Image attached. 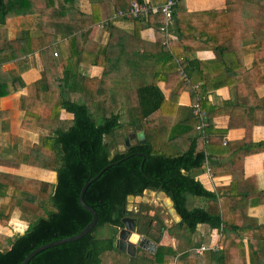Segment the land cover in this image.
<instances>
[{
	"label": "trees",
	"instance_id": "trees-1",
	"mask_svg": "<svg viewBox=\"0 0 264 264\" xmlns=\"http://www.w3.org/2000/svg\"><path fill=\"white\" fill-rule=\"evenodd\" d=\"M132 1L116 9L126 8ZM240 1L225 0L224 9L195 12L183 19L185 1L175 0L173 17L181 32L178 39L169 38L162 29V13L121 17L133 25V33L120 29L112 19L104 25L109 40L103 44L95 40V34L100 22L115 12L112 0H99L89 9L82 0H0V27L7 19L28 16L17 22L23 33L18 53L0 56V64L40 50L44 65L42 78L29 85L17 76L0 83V97L26 86L28 92L20 99V109L25 111L22 126L49 131L30 151L9 158L0 153V168L26 164L57 174L52 182L0 169V225L9 226L17 207L22 208L21 219L28 222L23 232L0 231V264H21L37 247L79 233L93 218L80 203V192L101 170L84 194L85 203L98 214L93 230L78 240L40 251L28 264H169L172 259L175 264H247L242 239L228 255L211 248L202 254L195 250L179 254L173 247L159 245L155 252L138 247L131 256L116 243L127 216L136 219L139 233L160 242L161 234L155 236L151 231L156 227L153 221L158 220L161 233L166 228L163 220L158 213L149 214L153 208L148 202L134 203L146 190L170 197L181 216L176 226L189 233H194L198 224L209 229L230 226L228 209L230 214L237 209L246 215L244 209L250 202L233 207L236 198L258 194L252 204L264 203V190L257 194L250 190L253 178L245 181V192L237 179L244 178L245 158L264 152V139L255 141L252 136L256 125L264 126V20L256 31L242 34ZM146 27L153 28L154 40L142 38ZM64 47L70 53L63 52L60 58L57 55ZM55 49L59 50L55 53ZM202 49L212 50L215 57L200 59L197 53ZM48 56L55 62L46 59ZM81 63L102 66L101 76L90 80L80 72ZM88 81L95 83L92 92ZM116 83L123 84L119 90ZM224 86L231 87V99L220 103L209 99V92ZM79 87L85 93L81 99L75 95ZM184 91L191 94L189 106L179 103ZM197 106L206 117L208 152L197 129ZM62 111L67 113L64 119ZM223 115L229 116L228 128L244 127L246 134L222 148L213 140L220 136L221 145L227 133L228 128L218 129L214 124V119ZM139 123L143 124L145 141L130 137L127 146L125 135L135 132ZM208 166L214 175L221 167L240 174L228 187L231 194H222L220 201L193 174L195 169L207 170ZM239 192L243 194L239 196ZM190 195L206 199L207 205L194 206ZM241 221L233 230L237 234L240 228L249 231L250 263L264 264V222L249 216ZM106 225L111 227L109 235L97 236Z\"/></svg>",
	"mask_w": 264,
	"mask_h": 264
},
{
	"label": "crops",
	"instance_id": "crops-1",
	"mask_svg": "<svg viewBox=\"0 0 264 264\" xmlns=\"http://www.w3.org/2000/svg\"><path fill=\"white\" fill-rule=\"evenodd\" d=\"M127 0H112V3L114 4V9L119 7H123V5L126 3ZM150 1L153 4H162V3H155L152 2V0H145ZM185 1V10L182 12L183 16L182 18H187L189 14L195 13V12H202V11H209V10H221L226 7L225 0H184ZM99 0H82V4H84L85 7L91 8L92 3H98ZM240 30L241 33L244 35L251 34L252 32L256 31L259 25V22L264 20V0H241L240 1ZM28 16H17L6 20V23L4 26L0 27V56L5 55L8 56L12 54L13 52L18 53L19 47L17 46L19 38L23 37L22 30L18 28L17 22H20L22 20H26ZM104 21V20H103ZM103 21H101V25L98 28V31L95 34V40L98 43H107L109 40V33L105 29V26L103 25ZM114 23L119 27L120 29H123L129 33H133V25L127 21V19H121V18H115ZM181 35L178 20L176 16L174 15V18L170 21L168 26V32L167 36L172 39H178ZM142 38H145L147 40H154L155 39V33L152 27H146L141 31ZM25 41L23 39L22 43ZM62 42H66V40H62ZM245 43H248V41H245ZM251 43V42H249ZM56 46V45H54ZM59 50V49H58ZM55 49V53L58 51ZM62 51V52H61ZM63 52L65 54L70 53L68 47H64V50L61 49L59 51V55H63ZM14 54V53H13ZM198 57L200 59H206L210 60L215 57L214 53L210 49H202L198 51ZM54 57H56L54 55ZM54 57L48 56L46 59L53 60ZM55 62V60H53ZM58 61V60H57ZM53 69V68H52ZM44 70V65L42 61V56L40 53V50L31 51L27 54H20L17 58L12 59L10 61H6L4 63L0 64V83H4L9 81L13 76L14 77H20L22 79V82L25 83V85H29L30 83L39 80L42 78ZM80 72L89 77L90 80L94 78H98L101 76V73L103 71V67L99 65H93L88 63H81L79 66ZM87 80V79H86ZM202 83V82H200ZM199 83V84H200ZM89 84V90L92 92V90L95 87V83H91L88 81ZM117 84V83H116ZM119 85L118 90L122 87L123 84H117ZM116 85V86H117ZM113 87V88H116ZM198 86L197 84L194 85ZM81 87V86H80ZM78 88V90L75 92L76 96H79L80 99L83 95H85L84 92H82L81 88ZM196 88V87H195ZM231 87L224 86L219 88L216 91L209 92L207 95L210 100H212L214 103H220L222 100L231 99L232 92ZM117 90V92H118ZM28 92L27 87H23L19 89L18 91L11 93L9 95L0 97V112L2 114L0 115V153L5 158L12 157L17 152L23 151L27 152L30 151L31 147L40 141V137L43 135H47L49 131L47 129H44L42 127L38 128L36 131H32L30 129H26L22 126V121L24 118L25 111L20 109V99L21 95H26ZM92 95L89 94L86 96V98L91 97ZM78 97V98H79ZM89 99V98H88ZM128 103V102H127ZM179 103L183 105H191L192 99L191 94L189 91H184L179 96ZM67 113L65 111H62V119L66 118ZM215 127L218 129H225L228 128L229 124V116L223 115L216 117L214 119ZM131 134V133H129ZM201 134V132H200ZM246 130L244 127H232L228 128L227 133L223 136L222 144L220 145V136L214 137L213 142L219 143V147H224L226 143L234 140H241L245 137ZM253 140L259 141L264 139V126L263 125H256L253 129ZM202 139V137H201ZM203 141V142H202ZM202 147L207 151L209 145V139H207L204 142V139L201 140ZM208 152V151H207ZM209 156V153H207ZM219 157H221V154H218ZM206 164V162H205ZM207 165V164H206ZM22 167L26 168L27 171H34L29 170L31 166L23 164L19 168L16 167H9L5 166L2 170L9 172L11 174H19V175H25L27 177L37 178V179H46L45 181H52L48 176L50 172L55 171H48L47 174H43L44 177H37V176H31L28 174H22L24 171ZM29 167V168H27ZM34 167V166H32ZM36 169H42L40 167H35ZM221 167V171L218 172V175H214L211 170L210 172L207 170H204L202 168L195 169L193 171V174L196 176L197 180H200L202 184L210 191H213L216 193L219 201L222 194L226 197L227 195L231 194V189H228V187L231 185L232 180L237 175H240L239 173H229ZM45 170V169H43ZM253 178L252 184L250 186L251 192L264 190V152L249 155L245 158L244 161V178L241 179L238 177L237 179L238 184L240 182L241 190L245 192L246 187H248L245 184L246 180H249ZM56 180H57V174H56ZM55 180V181H56ZM52 181V182H55ZM235 190V187L233 188ZM153 192L155 193L153 198L148 199L154 207L149 212L153 211L152 213L156 214L158 213L159 217L161 216L165 225V229L161 231V233H158L156 228L152 229V233L156 236L160 237V242H156L154 239L148 237L150 240L154 241L157 244V247L159 245L163 246H170L173 247L179 254H182L184 252L195 250L197 253H199V249L202 245H209L212 247H215L217 245V248L213 249V251L217 253H225L228 255V253H232L235 248H237V245H239V242L242 239V243L245 245L246 250V261L247 264L250 263V257H249V251H248V242H249V234L247 228H240L236 233L234 229V225L241 226L239 222L243 223L242 218L244 216L249 217H256L258 218L259 223L264 222V203L262 204H252V201L257 200V195L255 196L250 194L248 195L249 199H243L239 200L236 198V203L232 201L231 205L233 207L241 205V203L249 201L250 204L248 208L245 207L244 210H246V215H243V211L239 213L237 209L230 214L229 209L227 210L228 214L231 216L230 219V226H223V228L220 229H209L205 224H198L197 229L194 233H189L185 231V228L182 227V232L175 231L176 228H179L176 226L177 223L181 221V216L176 212V209L173 206V201L170 197H168L164 192H155L152 190H146V192ZM238 193V190H237ZM242 192H239V196L242 195ZM146 195V194H145ZM137 196L136 198L131 197L132 199H136V201L145 200L146 196ZM151 196V195H150ZM157 196V197H156ZM247 198V195L245 196ZM244 198V197H243ZM158 200L161 202H158ZM189 202L193 204L194 206H201L204 207L207 205V201L204 198L199 197H190ZM156 203V204H155ZM18 208V207H17ZM14 210L13 216L16 214V209ZM245 213V212H244ZM21 212H19L20 217ZM151 214V213H149ZM167 214H170L171 219L167 217ZM153 215V214H151ZM12 216V217H13ZM158 220H155L156 223ZM20 222L25 223V229L27 228L28 222L25 220H22L20 217ZM153 225H155L153 223ZM245 226V225H244ZM8 226H1L0 225V231L5 232L8 234H13L14 231H16V228H8ZM249 227V226H248ZM24 229V230H25ZM18 231V230H17ZM240 236V237H239ZM232 238H235L236 241L234 242ZM156 247V249H157ZM155 249V251H156ZM139 251V250H138ZM147 251V250H145ZM154 251V252H155ZM142 254L144 252L142 251ZM202 254V253H199ZM144 263V262H142ZM141 263V264H142ZM150 264V263H148ZM169 264H175V260L172 259ZM259 264H261V261H259Z\"/></svg>",
	"mask_w": 264,
	"mask_h": 264
},
{
	"label": "water",
	"instance_id": "water-1",
	"mask_svg": "<svg viewBox=\"0 0 264 264\" xmlns=\"http://www.w3.org/2000/svg\"><path fill=\"white\" fill-rule=\"evenodd\" d=\"M134 136H136L142 142L145 141V139H144L145 138V131H144L142 123H139L136 126V133H131L129 135H125V142H126L127 146L130 145V140H129L130 137L133 138ZM114 164H116V163H114ZM109 166H107V167H109ZM102 172H103V170H101L96 176L91 178V180H88L84 184V186L80 192V203L83 205L84 208H86L87 210H89L92 213V215H93L92 220L79 233H77L75 235L68 236L65 238H61L58 240H54V241H51L49 243H46V244H43V245L37 247L36 249H34L32 252H30L26 256V258L23 260V262L21 264H28L29 261L37 253H39L40 251H42L44 249H47L49 247H53L56 245H60V244L66 243V242L78 240L93 230V228L96 226V223L98 220V214L93 207H91L85 203L84 194H85V191L87 190L88 186L90 185V183L93 182L95 179H97L101 175ZM123 224L124 225L119 228V232L117 235V242H116L117 246L120 250L126 252L127 254H129L131 256L136 255L138 247L144 248V249L148 250L149 252L155 251L157 244L154 241L150 240L148 237L141 235L136 230V219L135 218L129 217V216L124 217L123 218Z\"/></svg>",
	"mask_w": 264,
	"mask_h": 264
},
{
	"label": "built area",
	"instance_id": "built-area-1",
	"mask_svg": "<svg viewBox=\"0 0 264 264\" xmlns=\"http://www.w3.org/2000/svg\"><path fill=\"white\" fill-rule=\"evenodd\" d=\"M175 4V0H167L166 2L162 4H153L150 1H132L130 5L126 8H119L116 9L114 14L108 18L105 19L102 23L105 25L108 23V21L115 19V18H121V17H146L151 13H162L164 15V26L162 29L166 32H168V26L170 21L174 18L173 17V6ZM180 60V59H179ZM180 71L182 75L184 76V79L188 81V78L182 68H180ZM196 88L198 86H195ZM195 114L200 120L199 125L197 126V129L201 131V134L203 136L204 142L207 140L205 136V125H206V117L204 116V113L200 111L199 106L195 109ZM206 164L208 165V160H205ZM208 171L210 172V168L208 166ZM210 248H217V245L215 247L209 246V245H202L199 249V253H202L203 251L210 249Z\"/></svg>",
	"mask_w": 264,
	"mask_h": 264
},
{
	"label": "rangeland",
	"instance_id": "rangeland-1",
	"mask_svg": "<svg viewBox=\"0 0 264 264\" xmlns=\"http://www.w3.org/2000/svg\"><path fill=\"white\" fill-rule=\"evenodd\" d=\"M20 16V15H19ZM132 132H130V133H135L133 130H131ZM121 147V149H123L124 148V146L123 145H121L120 146ZM27 168H29V167H27ZM22 169H23V171L24 170H26V168H24V167H22ZM29 170H34V171H24L22 174H28V175H31V176H37V177H41V178H43L44 177V175L43 174H47V172L48 171H46V170H43V169H36L35 167H30L29 168ZM52 181H55L56 180V172H50L49 173V176H48ZM44 180H46V179H44ZM146 195V197H145V200H144V202H148L147 204H151V203H149L150 201L152 202V200H148V199H151V198H153V196H155L154 194L155 193H153V192H146L145 193ZM151 195V196H150ZM157 197V196H156ZM190 197H194V196H189V198ZM199 198H201V197H199ZM137 202H139V201H136V202H134L135 204L137 203ZM158 202H161V200L159 201L158 200ZM156 204V203H155ZM151 207L153 208L154 206L151 204ZM21 207H18L17 209H16V214L10 219V221H9V226L7 227V230H8V228H11V229H13V228H16L18 231H20V232H23L24 231V229H25V223L24 222H20V217H19V212H21ZM153 211H151L150 213L151 214H154V213H152ZM167 217L169 218V219H171V216H170V214H167ZM161 220H163L164 218H162L161 216L159 217ZM153 223L156 225V230H157V232L159 233V223L157 224V221H156V223L153 221ZM182 228H176L175 229V231H176V233H177V231H179V232H182V230H181ZM110 230H111V227L109 226V225H106V226H104L103 228H101L100 230H98L97 231V236H103V235H109V233H110ZM9 231V230H8ZM158 233L156 234V236L158 235Z\"/></svg>",
	"mask_w": 264,
	"mask_h": 264
}]
</instances>
